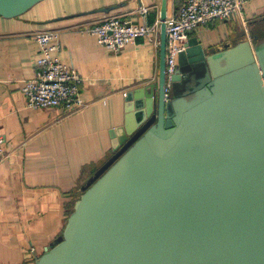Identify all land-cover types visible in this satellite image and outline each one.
<instances>
[{"label":"water","instance_id":"1","mask_svg":"<svg viewBox=\"0 0 264 264\" xmlns=\"http://www.w3.org/2000/svg\"><path fill=\"white\" fill-rule=\"evenodd\" d=\"M42 1L0 0V17ZM167 7L158 84L126 95L114 157L33 264H264V36L191 38L166 92Z\"/></svg>","mask_w":264,"mask_h":264},{"label":"crops","instance_id":"2","mask_svg":"<svg viewBox=\"0 0 264 264\" xmlns=\"http://www.w3.org/2000/svg\"><path fill=\"white\" fill-rule=\"evenodd\" d=\"M181 3L168 0L167 17ZM161 4L44 0L20 17H0V135L6 138L0 157V264H33L61 235L75 199L115 155L111 133L124 125L126 95L158 84L159 49L152 43L138 38L113 53L84 31L114 16L154 25ZM141 9L148 10L145 16ZM258 28L264 30V0H250L229 20L201 25L191 38L204 48L232 47L262 38ZM48 30L60 33L62 63L83 78L81 107L27 108L22 88L41 57L35 36Z\"/></svg>","mask_w":264,"mask_h":264},{"label":"built area","instance_id":"3","mask_svg":"<svg viewBox=\"0 0 264 264\" xmlns=\"http://www.w3.org/2000/svg\"><path fill=\"white\" fill-rule=\"evenodd\" d=\"M250 0H182L178 10L166 19V92L176 73L180 54L186 50L194 31L215 20H229ZM147 9H141L143 16ZM161 23L138 25L121 17H108L101 24L88 27L84 32L96 37L98 45L113 53L145 38L159 49ZM41 57L34 74L25 81L22 92L29 109L43 110L81 107V75L65 65L58 54L61 51L60 33L48 30L35 36ZM6 138L0 135V157L5 152Z\"/></svg>","mask_w":264,"mask_h":264},{"label":"trees","instance_id":"4","mask_svg":"<svg viewBox=\"0 0 264 264\" xmlns=\"http://www.w3.org/2000/svg\"><path fill=\"white\" fill-rule=\"evenodd\" d=\"M264 36V35H263ZM83 191L81 192V194L75 199V201L82 195ZM75 201L73 202V204L71 205L69 211H68V215H67V218L69 217V215L73 212V208H74V204H75ZM67 218H66V221H67Z\"/></svg>","mask_w":264,"mask_h":264},{"label":"rangeland","instance_id":"5","mask_svg":"<svg viewBox=\"0 0 264 264\" xmlns=\"http://www.w3.org/2000/svg\"><path fill=\"white\" fill-rule=\"evenodd\" d=\"M259 29V28H258ZM255 31H257V30H255ZM259 31H261L262 33H264V30L261 28V29H259Z\"/></svg>","mask_w":264,"mask_h":264}]
</instances>
